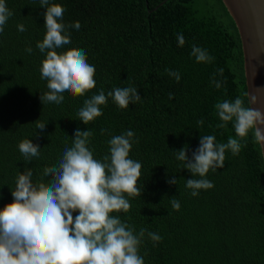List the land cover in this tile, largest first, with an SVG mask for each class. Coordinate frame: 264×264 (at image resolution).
Returning a JSON list of instances; mask_svg holds the SVG:
<instances>
[{
    "label": "trees",
    "instance_id": "trees-1",
    "mask_svg": "<svg viewBox=\"0 0 264 264\" xmlns=\"http://www.w3.org/2000/svg\"><path fill=\"white\" fill-rule=\"evenodd\" d=\"M5 3L13 15L0 33V208L12 202L17 175L30 168L37 182L72 146L77 128L93 131L89 147L96 159L108 153L112 136L131 130L129 155L142 164V195L129 198L126 213L114 215L137 233L145 228L161 236L154 245L145 235L144 264H264V156L256 127L240 140L238 155L226 151L224 167L205 177L213 187L197 196L186 188L191 174L172 151L187 145L191 156L203 135H215L218 143L239 139L232 122L217 127L214 106L240 97L251 107L241 35L224 1L50 0L65 9L66 25L80 24L68 29L71 43L57 51L83 49L95 67L96 87L83 96L65 93L61 104L39 98L47 91L39 71L45 55L36 47L46 32V9L39 0ZM20 24L26 31L18 30ZM177 34H183V46ZM193 45L215 60L197 63ZM219 68L224 74L215 77L223 82L217 89L211 79ZM166 69L178 72L179 82ZM117 87H135L141 100L121 109L108 98L101 116L88 125L79 120L86 99ZM36 120L46 124L43 132ZM24 139L40 146L39 158L25 161L18 148ZM172 177L177 184L167 183Z\"/></svg>",
    "mask_w": 264,
    "mask_h": 264
},
{
    "label": "clouds",
    "instance_id": "clouds-1",
    "mask_svg": "<svg viewBox=\"0 0 264 264\" xmlns=\"http://www.w3.org/2000/svg\"><path fill=\"white\" fill-rule=\"evenodd\" d=\"M39 2L46 9L43 13L46 32L36 47L45 55L39 71L41 79L47 81V91L39 98L42 104H61L65 93L83 96L96 87L95 67L88 63L83 49L57 51L71 43L68 29L79 30L80 24L66 25L65 9L60 4L50 0ZM12 15L5 0H0V33ZM18 30L24 32L26 28L20 24ZM177 40L178 46L185 44L183 34H177ZM26 51L31 53L32 48ZM191 55L197 63L210 64L215 60L206 49L196 45L192 46ZM166 71L179 82L178 72ZM217 74L222 77L224 69H217L211 79L220 89L223 82L215 78ZM108 98L121 109L141 100L135 87H117L107 94L101 89L84 101L77 113L79 120L88 125L101 116V106L107 104ZM172 98L173 94L169 93V99ZM214 107L221 121L217 127L224 128L232 122L239 139L229 137L226 143H218L215 135H203L191 156L187 145L172 150L183 169L191 174L186 188L192 196L213 187L205 178L209 171L224 167L226 151L238 155L243 146L240 140L257 123L264 122V114L246 107L240 97L217 102ZM36 121L37 129L43 132L46 124ZM203 123L202 119L197 121L199 126ZM105 131L101 129V134ZM92 136L93 131L77 128L72 146H65L57 163L45 167L37 182L33 181L30 168L17 175L15 188L10 190L12 202L0 208V264H144L140 249L145 235L154 245L161 241L159 234L145 228L137 233L133 226L114 215L126 213L131 207L129 198L142 195L138 184L142 164L129 155L134 133L128 130L112 136L108 153L102 159L94 158L89 147ZM18 148L25 161L40 156V146L31 139L20 141ZM45 177L50 179L45 182ZM167 183L177 184V179L172 177ZM171 203L179 210V201L172 199ZM74 213L78 214L74 216Z\"/></svg>",
    "mask_w": 264,
    "mask_h": 264
},
{
    "label": "water",
    "instance_id": "water-1",
    "mask_svg": "<svg viewBox=\"0 0 264 264\" xmlns=\"http://www.w3.org/2000/svg\"><path fill=\"white\" fill-rule=\"evenodd\" d=\"M223 1L236 21L241 35L250 106L264 114V91L261 89L264 82V38L254 35L261 23L264 24V0H256V7L255 4L248 6L245 0ZM255 127L264 156V122L257 123Z\"/></svg>",
    "mask_w": 264,
    "mask_h": 264
},
{
    "label": "bare ground",
    "instance_id": "bare-ground-1",
    "mask_svg": "<svg viewBox=\"0 0 264 264\" xmlns=\"http://www.w3.org/2000/svg\"><path fill=\"white\" fill-rule=\"evenodd\" d=\"M245 1L248 2V6L252 7L255 4L256 0H245ZM254 7H256V4L254 5ZM254 7H253V10H254ZM258 21H261V20L258 18ZM258 29L259 30L254 35H256V36L261 35V37L264 38V24L261 23V26ZM260 30H261V33H260ZM247 31H249V30H247ZM247 31H246V33H248ZM261 89H263V91H264V82H263V85H262Z\"/></svg>",
    "mask_w": 264,
    "mask_h": 264
}]
</instances>
